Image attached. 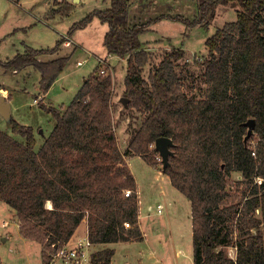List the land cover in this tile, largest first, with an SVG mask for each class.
<instances>
[{"label": "trees", "instance_id": "trees-1", "mask_svg": "<svg viewBox=\"0 0 264 264\" xmlns=\"http://www.w3.org/2000/svg\"><path fill=\"white\" fill-rule=\"evenodd\" d=\"M228 4L238 7L236 20L207 37L208 55L202 64L197 61L207 85L200 98L184 92L176 72L177 61L186 55L182 47L167 51L144 78L152 53L140 35L153 21L129 19L127 0H111L110 7L88 13L69 33L98 17L110 26L104 38L108 53L127 57L126 106L146 115L127 151L163 170L191 200L194 264H264V184L255 183L257 176L264 178V0H198L194 20L176 18L207 26L216 8ZM65 40L54 48L28 46L0 59V65L6 70L34 65L46 93L68 57L41 61L38 56L57 51ZM108 68L100 62L65 109L51 107L56 123L41 146L31 125L12 119L13 131L24 141L0 128V199L16 211L22 236L44 245L46 264L84 220L93 244L144 237L139 187L115 130ZM250 118L255 126L247 137ZM161 136L174 143L166 165L151 147ZM233 172L246 185L240 196L229 190ZM231 247L234 256L228 254ZM114 254L110 246L95 251L91 264H112Z\"/></svg>", "mask_w": 264, "mask_h": 264}, {"label": "rangeland", "instance_id": "rangeland-1", "mask_svg": "<svg viewBox=\"0 0 264 264\" xmlns=\"http://www.w3.org/2000/svg\"><path fill=\"white\" fill-rule=\"evenodd\" d=\"M127 2L128 17L133 22L153 21L149 30L140 35L141 41L147 42L149 52L152 53L143 71L144 78H149L155 65L161 62L167 51L182 47L186 55L177 61L176 72L183 90L190 97L205 96L207 85L201 64L208 55L206 39L219 27H223L225 22L235 21L238 7L231 4L219 5L210 25L193 26L176 17L194 20L199 14L198 0ZM110 5L111 0H0V59H11L17 53L24 52L28 45L39 49L54 48L61 38H72V41L65 40L57 51L38 56L41 61L68 57L64 71L44 97L46 107L34 100L41 88V73L34 65L17 72L14 69L6 70L0 65V94L3 93L2 89L8 88L12 106L11 116L0 113V128L24 141L23 136L13 131L12 119L31 125L37 147L41 146L56 123V117L50 108H66L82 87L84 79L97 65L100 62L106 66L109 64L106 74H110L114 81L112 98L115 130L120 150L125 152L139 187V222L144 237L141 241L130 240L105 246L96 244L89 249V255L110 246L116 250L114 264H194L191 200L172 185L169 175L163 170L151 166L143 156L127 151L134 130L146 117L142 112L127 109L122 102L126 89L127 57L108 53L104 38L110 26L98 17L86 27L69 33L73 23L96 9ZM161 16L165 17L157 19ZM7 96L9 97L8 93ZM230 180L229 190L240 196L246 187L242 182V175L233 172ZM240 182L242 183L239 184ZM240 200L239 198L237 201ZM158 203L164 205L160 213H157ZM17 225L16 211L0 199V264H45L42 259L44 245L23 237ZM261 227L264 229V225ZM228 254L234 256L235 248H228ZM53 257L49 264H75L57 258L54 260Z\"/></svg>", "mask_w": 264, "mask_h": 264}, {"label": "built area", "instance_id": "built-area-1", "mask_svg": "<svg viewBox=\"0 0 264 264\" xmlns=\"http://www.w3.org/2000/svg\"><path fill=\"white\" fill-rule=\"evenodd\" d=\"M66 40L69 41V37L67 36ZM104 61V60H101ZM106 68H102V72H105ZM151 147L155 148V144H152ZM254 155L256 152L253 153ZM156 158L158 160L163 161V157L161 153L158 151ZM255 183H258L260 185L264 184V178L257 176L255 178ZM127 194L130 193V190L126 191ZM153 207L151 206L150 209ZM164 208V205L161 203H158L157 206V213L162 212ZM257 212H260L259 209H257ZM93 246V243L89 240L88 237V231L87 234L80 235V234H73L68 241L62 248H60L55 254L53 259L56 258L58 260L70 263L74 262L75 264H91L90 255H89V249Z\"/></svg>", "mask_w": 264, "mask_h": 264}, {"label": "water", "instance_id": "water-1", "mask_svg": "<svg viewBox=\"0 0 264 264\" xmlns=\"http://www.w3.org/2000/svg\"><path fill=\"white\" fill-rule=\"evenodd\" d=\"M122 102L127 105L129 102L128 97H123ZM0 113L4 116H9L11 114V107L10 103L6 100L4 95L0 94ZM248 125V134L247 137H249L253 131L255 126V119L250 118L247 122ZM174 145L172 138L161 136L156 139L155 142V148L156 150H159L163 157V163L166 165L169 162L170 156L173 154V151L170 150V147ZM51 208V207H50Z\"/></svg>", "mask_w": 264, "mask_h": 264}, {"label": "crops", "instance_id": "crops-1", "mask_svg": "<svg viewBox=\"0 0 264 264\" xmlns=\"http://www.w3.org/2000/svg\"><path fill=\"white\" fill-rule=\"evenodd\" d=\"M76 1H79V0H76ZM69 37V36H68ZM67 38V37H66ZM67 41V40H66ZM65 41V42H66ZM69 41H72V38L71 37H69ZM143 42V41H142ZM143 43H145V42H143ZM146 44V46L148 45L147 44V42L145 43ZM29 46V45H28ZM28 46H26V48H25V51L27 50V47ZM33 47V46H32ZM35 48V47H34ZM36 49H39V48H36ZM41 49V48H40ZM24 51V52H25ZM110 54V53H109ZM113 55V54H112ZM98 66V65H97ZM18 71H20V70H18ZM15 72H17V70H15ZM89 77V76H88ZM87 77V78H88ZM87 78H85L84 79V82H83V84L85 83V81H86V79ZM41 86V85H40ZM83 86V85H82ZM82 88V87H81ZM80 88V89H81ZM2 91H3V93H2V95H4V97L6 98V100L10 103V101H9V98H10V93H9V90H8V88L6 89V90H4V89H2ZM5 92H7L8 94H9V97L7 96V93H5ZM78 93V92H77ZM76 93V94H77ZM47 94V92L45 93V92H43V91H41V88H40V92H39V94L37 95V96H35L34 97V100H35V102H37V103H39V104H41V106L42 107H46V105L44 104V97H45V95ZM75 94V95H76ZM75 97V96H74ZM73 97V98H74ZM74 100V99H73ZM10 107H11V114H10V116L12 115V106H11V104H10ZM51 109V108H50ZM59 109H65V108H63V107H60ZM2 115V114H1ZM131 157H139V156H131ZM131 169V168H130ZM140 192V191H139ZM52 204V203H51ZM52 206V205H51ZM50 208V207H49ZM141 218V215L139 216V219ZM81 225L77 228V230L75 231V233L74 234H80V235H84V234H87V231H88V224L86 223V221L84 220V221H82L81 223H80ZM18 227H20L19 225H17ZM7 238V237H6ZM107 245L108 244H110V243H106ZM93 245H96V244H93ZM98 245H100V246H105V244H98ZM115 254H116V250H115ZM113 259V258H112ZM45 263V262H44ZM46 264V263H45ZM112 264H114V259H113V261H112Z\"/></svg>", "mask_w": 264, "mask_h": 264}, {"label": "bare ground", "instance_id": "bare-ground-1", "mask_svg": "<svg viewBox=\"0 0 264 264\" xmlns=\"http://www.w3.org/2000/svg\"><path fill=\"white\" fill-rule=\"evenodd\" d=\"M51 205H52V204H51V201L48 202L47 206H48V207H51Z\"/></svg>", "mask_w": 264, "mask_h": 264}]
</instances>
